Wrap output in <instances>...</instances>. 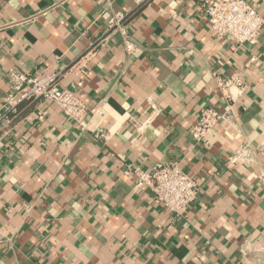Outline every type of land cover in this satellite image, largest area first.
<instances>
[{
    "label": "crops",
    "instance_id": "0c3cea01",
    "mask_svg": "<svg viewBox=\"0 0 264 264\" xmlns=\"http://www.w3.org/2000/svg\"><path fill=\"white\" fill-rule=\"evenodd\" d=\"M11 70L56 75L89 115L82 130L45 100L20 105L0 143V264H264V27L238 46L200 0H0V108ZM215 72L249 86L224 104ZM208 106L228 120L197 141ZM169 162L200 188L185 216L126 169Z\"/></svg>",
    "mask_w": 264,
    "mask_h": 264
},
{
    "label": "built area",
    "instance_id": "2783aa9c",
    "mask_svg": "<svg viewBox=\"0 0 264 264\" xmlns=\"http://www.w3.org/2000/svg\"><path fill=\"white\" fill-rule=\"evenodd\" d=\"M200 7L208 18L210 28L218 38L229 37L238 46H255L259 42L264 18L248 0H200ZM123 15H116L109 25L111 31L121 30L124 35L125 49L128 53L136 49L122 25ZM103 41H100L99 45ZM256 57L252 58L255 61ZM216 89L220 92L222 102L230 104L239 99L248 88V83L240 72L224 76L214 73ZM10 92L0 108V143L15 127L20 114V105L25 101L42 99L56 105L61 113L82 130L87 128L89 107L79 99L72 90L61 88L56 75H30L19 70H11L7 74ZM40 120L45 112H39ZM228 120V112L208 106L200 111L197 123L190 133L197 141H204L214 128ZM104 139L103 131L95 134ZM128 173L137 177L139 188H148L154 193V202L176 216H185L191 204L196 201L200 192L197 181L184 171L178 162L156 164L149 170L138 166L126 165Z\"/></svg>",
    "mask_w": 264,
    "mask_h": 264
}]
</instances>
